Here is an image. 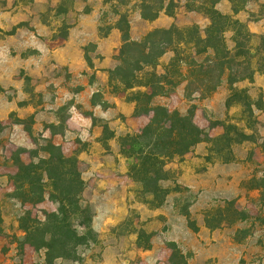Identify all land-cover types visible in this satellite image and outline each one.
<instances>
[{
	"label": "rangeland",
	"instance_id": "1",
	"mask_svg": "<svg viewBox=\"0 0 264 264\" xmlns=\"http://www.w3.org/2000/svg\"><path fill=\"white\" fill-rule=\"evenodd\" d=\"M147 4L152 5L151 2ZM141 6L140 0H0V114L8 112V102L16 108L8 115L6 123L0 120V146L8 151L3 162L8 168L7 172H4L6 182L0 183V264L106 262V255L97 245L98 235L94 229L95 243L85 242L86 244L71 252L66 244L59 240H30L28 233L33 220L44 221L41 211H54L56 202L49 190L42 200L36 199L33 203L26 202L24 196V170L28 169L30 163L29 158V163L24 166V153L39 150L44 147L45 140H51L43 138L42 133L36 130L32 132L33 116L24 111V105L45 108L51 104L54 97V84H50L52 79L75 85L72 74L68 73V67L62 66L55 54L66 46L73 27L82 23L84 16L96 10L95 21L102 36L114 28L118 30V26L122 24L120 15H126L128 22L132 21L134 14L140 17L139 21L143 20L139 11ZM185 6V0H166L159 17L172 21V25L180 28L197 25L199 36L189 49L195 58L202 59L211 54V41L205 32L210 22L204 30L201 29V17L207 18L188 12ZM217 10L222 14H231L230 1L221 0ZM237 15L236 18L246 25L249 19L252 24L258 25V29L263 28V33L256 35L264 34V0L250 2L245 12ZM138 29L140 27L136 26L137 31ZM74 36L78 37V33ZM231 36L227 34V44L230 48L234 45ZM84 50L87 63L91 65L90 53L94 52L95 46L88 44ZM65 51L64 57H68L71 52H76V47L73 45ZM171 56L165 55L161 62L167 63ZM118 64L119 62L117 66ZM252 67L256 71L264 72L262 53L253 59ZM251 83L244 81L237 84L238 88L248 90L251 99L250 106L247 107L239 104L237 100H233L230 107L226 106L230 95L227 77H224L216 93L206 100L186 101L183 86L168 98L155 99L154 105L177 110L183 115L195 105V124L213 139L223 135L222 125L227 122L241 128L247 138L244 143L233 145L231 148L236 158L235 163L224 164L217 160L219 155L216 156L212 151L225 144L219 142L217 145L200 143L189 154L167 164L164 170L169 180L161 181L160 187L171 191L176 181L182 187L188 188L182 183H189L194 185V188H188L190 193H169L166 203L159 208H152L144 203L151 198L142 193L141 184L134 182L129 176L133 182L130 189L137 202L150 211H164L171 217V221L164 216H158L156 223H153L154 219L146 221L145 224L150 223L152 229H141L136 234L131 232L127 235L125 242L121 243L122 249L110 255L113 256L111 264H140L137 251L139 248H156L158 252L164 250L169 255L168 262L164 259L147 258L146 264H241V261L243 264H264V203L260 201L261 193L264 195V93L259 88L251 87ZM111 85L114 89L124 92L118 80ZM124 93L128 98L129 92ZM17 109H20V112ZM66 110L67 106H60L57 110V117L61 121L66 118ZM45 128L53 133L62 131L59 125H46ZM24 132L30 133L35 141L31 148L25 146L28 135ZM39 155L45 156L41 152ZM34 162L37 163V160ZM215 166L217 170H213ZM253 177L261 186V192L246 189L250 187L246 183ZM83 197V205L89 204L95 213L93 206L85 198V192ZM227 201H233L235 207L250 218L233 227L221 224L219 229H215L213 226L218 225L217 214H222L219 211ZM187 203L192 205L188 209L189 216L185 217L180 213L186 209ZM210 209H213L209 214L210 219H214L211 228L206 222V212ZM238 229L242 232L236 234ZM170 233L181 241V247L171 239ZM119 235L126 236L122 232ZM124 248L126 252L120 255ZM54 251L57 257L52 261L50 255Z\"/></svg>",
	"mask_w": 264,
	"mask_h": 264
},
{
	"label": "trees",
	"instance_id": "2",
	"mask_svg": "<svg viewBox=\"0 0 264 264\" xmlns=\"http://www.w3.org/2000/svg\"><path fill=\"white\" fill-rule=\"evenodd\" d=\"M229 1L231 14H222L217 10L221 0H185L188 12L200 14L210 22L205 32L211 41V54L202 59L195 58L189 49L199 36L197 25L183 28L172 25L168 29H154L139 41H134L130 38L127 16L120 15L122 24L118 26V30L122 45L116 58L119 64L109 71V83L113 84L118 80L123 91L129 92L128 100L136 105L135 115L149 117L148 124L139 133L120 139V147L122 155L129 162V176L134 182L141 184V192L151 198L144 203L152 208H159L166 203L169 193H190V189L180 186L176 181L171 191L159 186L161 181L169 180L164 170L167 164L189 154L200 143L217 145L219 142L225 144L212 151L216 156L219 155L217 160L224 164L235 163L236 158L231 148L244 143L247 138L241 128L229 122L222 125L223 135L217 139L211 138L193 120L195 105L186 115L165 106L154 105L155 99L168 98L181 86L186 101L206 100L216 93L224 77H227L230 92L226 106L230 107L233 100L245 107L249 105L251 98L248 90L238 88L237 84L252 82L257 72L252 67V61L260 53L264 55V34L251 33L246 23L238 20L236 15L245 12L250 2L257 3L259 0ZM140 2L141 18L153 22L163 11L166 0ZM149 2L152 5L147 4ZM227 34L232 35V48L227 44ZM167 54L172 56L163 64L161 60ZM59 126L63 130L64 121H60ZM33 143L35 144L34 140ZM40 152L45 156H40ZM28 155L30 163L28 169L24 170L26 202L42 200L48 190L56 202L54 211H41L44 221L33 220L28 233L30 240H59L66 244L70 252L86 244L85 242L95 243L94 212L89 204L83 205L86 184L78 170L77 158L64 156L61 147L51 140H45L44 147L29 152ZM35 159L37 163L34 162ZM246 184L250 186L246 187L249 191L261 192V186L256 183L255 177ZM260 201L264 203L263 193ZM191 205L192 203H187L186 209L180 214L189 216L188 209ZM211 212L213 209L206 212V222L210 228L213 226V218L210 219L209 215ZM219 212L222 214H217L218 225L213 226L215 229H219L221 224L233 227L250 218L239 211L233 201L225 202L224 208ZM241 232L238 229L236 234Z\"/></svg>",
	"mask_w": 264,
	"mask_h": 264
},
{
	"label": "crops",
	"instance_id": "3",
	"mask_svg": "<svg viewBox=\"0 0 264 264\" xmlns=\"http://www.w3.org/2000/svg\"><path fill=\"white\" fill-rule=\"evenodd\" d=\"M95 16L96 10L84 16V21L73 27L66 46L55 54L57 61L68 67V73L72 74L75 85L52 79L50 84H54L53 102L45 108L24 105V111L33 116L32 132L36 130L42 133L43 138L51 139L55 145L61 147L64 156L77 158L78 170L86 183L85 198L95 211L93 229L98 235L97 245L106 255V262L102 264H111L113 256L110 255L122 249L121 243L125 242L127 235L131 232L136 234L141 229H152L150 223L145 224L150 219H154L153 223H156L158 216H164L168 221H171V217L161 210H148L137 202L131 192L133 182L128 175L129 162L122 155L120 139L139 133L148 124L149 117L136 116L135 103L128 100L126 93L114 89L109 83V71L114 70L118 62L115 56L121 46L120 32L114 28L106 36H100ZM139 19L140 17L134 14L132 21H129L130 38L134 41H138L152 29L172 26V21L161 17L150 24ZM201 21V29L204 30L209 21L202 17ZM88 22L90 27L87 28ZM136 26L140 27L139 33ZM247 27L253 34L263 33V28L258 29L255 23L248 22ZM76 32L78 37L74 36ZM88 44L95 46L94 52L90 53L91 58L89 57L91 65L85 57L84 47ZM73 45L76 52L64 57L65 50ZM249 85L264 93V72L257 71ZM7 104L8 112L0 114V120L4 123L10 112L16 110L15 105L9 102ZM60 106H67L64 128L61 132L53 133L45 127L59 125L61 120L57 117V110ZM17 110L20 112V109ZM24 133L28 135L25 146L31 148L34 146L32 135ZM7 152L0 146V183L6 182L4 172H7L8 168L3 162ZM28 160V154L24 153V166L29 163ZM213 170H217V167ZM182 184L194 188V185L189 183ZM24 222L27 224L26 220ZM120 232L126 236H120ZM170 236L180 246L181 241L171 233ZM137 251L140 264H146L147 258L164 259L165 262L169 259L164 250L158 252L156 248H139ZM125 252L124 248L120 255ZM50 256L53 261L57 253L54 251Z\"/></svg>",
	"mask_w": 264,
	"mask_h": 264
}]
</instances>
